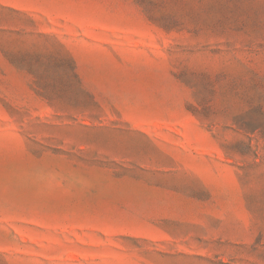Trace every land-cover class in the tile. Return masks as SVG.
<instances>
[{
	"label": "rangeland",
	"instance_id": "1",
	"mask_svg": "<svg viewBox=\"0 0 264 264\" xmlns=\"http://www.w3.org/2000/svg\"><path fill=\"white\" fill-rule=\"evenodd\" d=\"M0 264H264V0H0Z\"/></svg>",
	"mask_w": 264,
	"mask_h": 264
}]
</instances>
